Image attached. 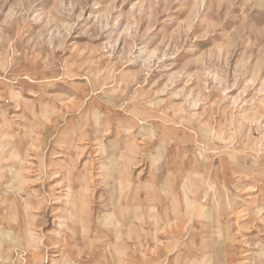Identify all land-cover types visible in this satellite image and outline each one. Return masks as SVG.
Here are the masks:
<instances>
[{"label": "rangeland", "instance_id": "rangeland-1", "mask_svg": "<svg viewBox=\"0 0 264 264\" xmlns=\"http://www.w3.org/2000/svg\"><path fill=\"white\" fill-rule=\"evenodd\" d=\"M1 172L0 264H264V0H0Z\"/></svg>", "mask_w": 264, "mask_h": 264}, {"label": "bare ground", "instance_id": "bare-ground-1", "mask_svg": "<svg viewBox=\"0 0 264 264\" xmlns=\"http://www.w3.org/2000/svg\"><path fill=\"white\" fill-rule=\"evenodd\" d=\"M1 149H3V148H1ZM3 175H2V172H1V174H0V181H3ZM18 179V178H17ZM17 179H11V180H9V182L7 181L6 183V186H8V187H11L15 182H16V180ZM5 185V184H4ZM149 188V187H148ZM11 189H14V188H11ZM78 195V194H77ZM67 197V196H66ZM80 197V196H79ZM68 198V197H67ZM78 209H80V210H83V202H82V199L81 198H79L78 199ZM74 203V202H73ZM169 203V202H168ZM75 206H73V208H74ZM170 208V207H169ZM79 210V211H80ZM149 214H150V216H149V220H148V224H147V226L149 227L148 228V230H147V234H149V233H151L150 235H152V238H151V240H158L157 238H156V233L161 229V226H159V224H160V222L162 223V224H164V222L166 221V223H165V225H163V226H165V228L167 229V231L168 230H170L171 231V233H172V228L174 227L173 225H172V223L174 222V220H176V219H167V218H164L163 220H158L156 217H155V211L156 212H158V210H157V208H155V207H150L149 209ZM170 210V209H169ZM164 211V210H163ZM261 211H263V210H259V212H261ZM166 212H168V210H166ZM75 214V213H74ZM80 214V213H79ZM162 215V214H161ZM165 215V214H164ZM79 216V215H78ZM159 216V215H158ZM13 217V216H12ZM75 217V216H74ZM160 217V216H159ZM163 217V216H162ZM165 217H166V215H165ZM178 219V218H177ZM173 221V222H172ZM172 222V223H171ZM82 221H81V224H80V226H82ZM155 224V228H154V226H152V225H154ZM176 224V223H175ZM176 228H178V226L176 225V227H175V229ZM166 233V232H165ZM171 233H166V236H168V234H171ZM205 239V238H204ZM211 239V238H210ZM159 241V240H158ZM146 243V242H145ZM156 243V242H155ZM159 245V244H158ZM179 246H181V244H180V242H176V245H175V248H174V250L176 251L177 250V248L179 247ZM214 246V245H213ZM196 247V246H195ZM156 248V247H155ZM208 248H211V246L210 247H208ZM162 249H169V246H163L162 247ZM181 249V248H180ZM153 250V249H152ZM152 250H149L150 252H147L148 254L149 253H154L155 254V252L158 250H160V248H157V250L156 251H152ZM160 253V252H159ZM211 253H213V252H211ZM214 254L215 253H213V254H211L210 256H209V254H208V256H209V258H211V257H214ZM221 254V253H220ZM219 255V254H218ZM208 258V259H209ZM188 259V258H187ZM202 259H203V255H202ZM212 259V258H211ZM203 260H205V259H203ZM189 261V260H188ZM199 262V261H198Z\"/></svg>", "mask_w": 264, "mask_h": 264}]
</instances>
